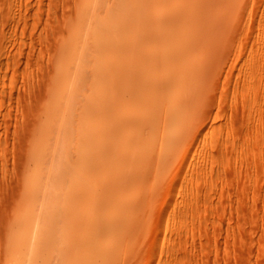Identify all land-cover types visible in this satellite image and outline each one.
Masks as SVG:
<instances>
[{
  "label": "rangeland",
  "instance_id": "obj_1",
  "mask_svg": "<svg viewBox=\"0 0 264 264\" xmlns=\"http://www.w3.org/2000/svg\"><path fill=\"white\" fill-rule=\"evenodd\" d=\"M31 263L264 264V0H0V264Z\"/></svg>",
  "mask_w": 264,
  "mask_h": 264
},
{
  "label": "bare ground",
  "instance_id": "obj_2",
  "mask_svg": "<svg viewBox=\"0 0 264 264\" xmlns=\"http://www.w3.org/2000/svg\"><path fill=\"white\" fill-rule=\"evenodd\" d=\"M205 2H206V1H205ZM121 11H122V10H121ZM141 12H142V11H141ZM109 14H110V13H109ZM102 39H103V38H102ZM98 40H99V39H98ZM100 41H101V40H100ZM99 43H100V42H99ZM99 43H98V44H99ZM96 48H97V47H96ZM98 48H99V47H98ZM98 50H99V49H98ZM170 59H171V58H170ZM187 61H188V60H187ZM124 65H125V64H124ZM131 65H132V64H131ZM119 66H120V65H119ZM122 67H124V66H121V69H122ZM127 67H128V66H127ZM146 69H147V68H146ZM95 70H96V68H95ZM118 70H119V69H118ZM96 71H97V70H96ZM125 71H126V70H125ZM137 71H138V70H137ZM162 71H163V70H162ZM123 72H124V71H123ZM133 72H135V71H133ZM171 73H172V72H171ZM124 74H125V73H124ZM177 74H178V73H177ZM177 74H176V75H177ZM156 77H157V76H156ZM118 79H120V78H118ZM126 79H127V78H126ZM138 79H139V78H138ZM143 79H144V78H143ZM175 79H176V78H175ZM114 80H115V79H114ZM129 80H130V79H129ZM151 80H152V79H151ZM165 80H166V79H165ZM112 81H113V80H112ZM131 81H132V80H131ZM141 81H142V80H141ZM153 81H154V80H152V82H153ZM142 82H143V81H142ZM155 82H156V81H155ZM110 83H111V81H110ZM163 83H164V82H163ZM166 83H167V82H166ZM179 83H180V80H179ZM115 84H116V83H114V85H115ZM133 84H134V83H133ZM135 84H136V83H135ZM142 84H143V83H142ZM168 85H169V84H168ZM112 86H113V85H112ZM112 86H111V87H112ZM152 86H153V84H152ZM169 86H170V85H169ZM109 87H110V86H109ZM116 87H117V85L115 86V88H116ZM142 87H143V86H142ZM156 87H157V85H156ZM120 88H121V90H122V86H120ZM120 88L118 87V90H120ZM124 88H125V86H124ZM133 88H134V87H133ZM157 88H158V87H157ZM157 88H156V89H157ZM162 88H163V87H162ZM125 89H126V88H125ZM113 90H114V89H113ZM113 90H112V88H111V92H112V93L109 92L110 97L105 96V97L108 98L109 100H106V98L104 97V100H105V101H110V100H111V102H112V99H117V102H120V100H119L118 98H120L121 100H124V99H122L123 97L121 98V96L124 94L123 91L120 90L122 93L120 92L121 94H120V93L118 94V93H117L118 90L115 89L116 93H115V91H114V93H115L116 96L113 97V96H114ZM127 90H128V89H127ZM158 90H159V89H158ZM147 91H149V90H147ZM154 91H155V90H154ZM162 91H163V89H162ZM124 92H125V91H124ZM129 92H130V90H129ZM157 92H158V91H157ZM160 92H161V91H160ZM160 92H159V95L162 93V92H161V93H160ZM126 93H128V91H127ZM179 93H180V92H179ZM117 94H118V98H117ZM149 94H150V93H149ZM154 94H155V92H154ZM119 95H121V96H119ZM130 95H131V94H130ZM136 95H138V94H136ZM136 95H135V96H136ZM151 95L153 96V94H151ZM178 95H179V94H178ZM135 96H134V97H135ZM143 96H144V94H143ZM147 96H148V95H147ZM156 96H157V95H156ZM137 97H138V96H137ZM141 97H142V96H141ZM149 98H150V97H149ZM153 98H154V97H153ZM127 99H128V98H127ZM155 99H156V98H155ZM104 100H101L102 102H100L102 105H103V103H104V102H103ZM138 100H139V99H138ZM145 100H146V99H145ZM152 100H153V99H152ZM152 100H151V101H152ZM156 101H157V100H156ZM163 101H164V100H163ZM114 102L117 103L116 101H114ZM135 102H136V101H135ZM135 102H134V103H135ZM147 102H148V101H147ZM157 102H158V101H157ZM157 102H156V103H157ZM115 103H114V104H115ZM141 103H143V101L140 102V104H141ZM104 104H107V106H108V102H106V103H104ZM111 104H113V102H112ZM121 104H123V103H121ZM135 104H136V103H135ZM137 104H138V102H137ZM140 104H139V105H140ZM149 104H150V103H149ZM163 104H164V103H163ZM54 105H55V104H54ZM127 105H128V104H127ZM141 105H142V104H141ZM156 105H158V104H156ZM110 106H111V108H113V107H114L115 109L117 108V107H115V106L112 107V105H110ZM110 106H109V109H111ZM144 106H145V105H144ZM102 107H103V106H102ZM105 107H106V105H105ZM125 107H126V106H125ZM140 107H142V106H140ZM140 107H139V108H140ZM134 108H136V107H134ZM149 108H150V107H149ZM100 109H101L100 114L103 115V113H101V112H102V111L106 112V109H103V108H100ZM115 109H114V110H115ZM132 109H133V108H132ZM156 109H157V108H156ZM142 110H143V109H142ZM165 110H166V109H165ZM98 111H99V110H98ZM110 111H111V115H113V114H114V115L117 114V112L115 113V111H114V113L112 114V112H113L112 109H111ZM117 111H118V110H117ZM135 111H136V110H135ZM139 111H140V110H139ZM139 111H136V112H139ZM145 111H146V110H145ZM129 112H130V111H129ZM148 112H150V111H148ZM107 113H108V112H107ZM121 113H122V112H121ZM121 113H120V114H121ZM130 113H131V112H130ZM130 113H129V114H130ZM132 113H134V111H133ZM142 113H143V111H142ZM144 113H145V112H144ZM118 114H119V113H118ZM118 114H117V115H118ZM138 114H139V113H138ZM109 115H110V114L108 113V116H109ZM126 115H127V114H126ZM136 115H137V113H136ZM141 115H142V114H141ZM146 115H147V114H146ZM98 116H99V115H98ZM106 116H107V114H106ZM132 116H133V115H132ZM114 117H115V116H114ZM118 117H119V115H118ZM121 117H122V115L120 116V118H121ZM102 118H103V117H102ZM108 118H109V117H108ZM108 118H107V120H109ZM126 118H127V117H126ZM141 118H142V117H141ZM141 118H140V119H141ZM143 118H144V117H143ZM150 118H151V117H150ZM111 119H113V116L111 117ZM111 119H110V120H111ZM115 119H116V117H115ZM115 119H114V120H115ZM123 119H124V118H123ZM129 119H130V118H128V120H129ZM134 119H135V118H134ZM140 119H139V121H137V122H140V121H141ZM148 119H149V118H148ZM110 120H109V122H110ZM114 120H113V121H114ZM126 120H127V119H126ZM131 120H132V119H131ZM131 120H130V122H131ZM136 120H137V119H136ZM118 121H119V120H118ZM118 121H117V122H118ZM144 121H145V120H144ZM146 121H147V120H146ZM130 122H128V123H129L128 125H131V124H132V123H130ZM106 123H107V121H106ZM121 123H122V121H121ZM135 123H136V121H135ZM150 123H151V122H150ZM102 124H104V123H102ZM107 124H108V123H107ZM111 124H112V123H111ZM118 124H119V123H118ZM148 124H149V123H148ZM100 125H101V124H100ZM100 125H99V126H100ZM113 125H114V123H113ZM113 125H112V126H113ZM119 125H120V124H119ZM121 125H122V124H121ZM126 125H127V122H126ZM126 125H125V126H126ZM136 125H137V124H136ZM104 126H105V125H104ZM104 126L102 125V127H104ZM107 126H108V125H107ZM110 126H111V125H110ZM123 126H124V124H123ZM123 126H122V127H123ZM140 126H141V125H140ZM130 127H132V126H130ZM145 127H146V126H145ZM127 128H128V127H127ZM132 128H133V129H132ZM132 128H131V133H132V135L129 134L130 136H133V134H134V133H133V130L136 131V129H135L134 127H132ZM80 129H81V128H80ZM100 129H101V128H100ZM100 129L98 128V130H100ZM109 129H110V128H109ZM113 129H114V128H113ZM117 129H119V127H117ZM123 129H124V128H123ZM82 130H83V129H82ZM102 130L106 131L104 128H102L101 131H102ZM149 130H150V129H149ZM79 131H80V130H79ZM112 131H113V130H112ZM123 131H124V130H122V132H123ZM145 131H146V130H145ZM124 132H125V133H126V132H129V130H128V131L125 130ZM106 133H107V132H106ZM106 133H105V134H106ZM110 133H111V130H110ZM125 133H124V134H125ZM145 133H146V132H145ZM81 134H82V132H81ZM100 134H101V133H100ZM105 134L102 133L101 135L104 136ZM117 134H118V133H117ZM124 134H121V135H124ZM138 134H139V133H138ZM138 134H137V136H139ZM79 135H80V134H79ZM106 135H107V134H106ZM119 135H120V134H119ZM125 135H127V134H125ZM103 136L101 137L102 140L104 139ZM127 136H128V135H127ZM144 136H145V135H144ZM148 136H149V135H148ZM104 137H105V136H104ZM122 137H123V136H122ZM124 137H125V136H124ZM133 137H134V136H133ZM135 137H136V136H135ZM139 137H141V136H139ZM139 137H138V138L136 137V139L139 140ZM119 138H120V137H119ZM127 138H128V137H127ZM130 138H131V137H130ZM122 139H123V138H122ZM125 139H126V138H125ZM132 139H133V138H132ZM99 140H100V138H99ZM109 141H110V140H109ZM80 142H81V141H80ZM102 142L105 143V139H104ZM102 142H100V143H102ZM129 142H130V141H129ZM140 142H141V139H140ZM108 143H109V142H108ZM127 143H128V142H127ZM136 143H138V142L136 141ZM130 144H132V143H130ZM147 144H148V143H147ZM102 145H103V144H102ZM127 145H128V144H127ZM141 145H143L142 142H141ZM134 146H135V145H134ZM134 146H133V147H134ZM109 147H110V145H109ZM102 148H103V147H102ZM116 148H117V147H116ZM138 148H139V147H138ZM109 149H111V148H109ZM131 149H132V148H131ZM140 149H141V148H140ZM141 150H142V149H141ZM115 152H116V151H115ZM117 152H118V151H117ZM111 153H112V152H111ZM116 154H117V153H116ZM136 154H137V153H136ZM101 155H102V154H101ZM131 155H132V154H131ZM137 155H138V154H137ZM140 155H141V154H139V156H140ZM113 157H114V156H113ZM117 158H118V157H117ZM138 158H139V157H138ZM137 160H138V159H137ZM139 160H140V159H139ZM112 162H113V161H112ZM107 163H108V162H107ZM103 168H104V167H103ZM124 168H125V167H124ZM113 170H114V169H113ZM79 182H80V181H79ZM115 182H116V181H115ZM74 185H75V184H74ZM77 185H78V184H77ZM112 192H113V190H112ZM116 192H118V191H116ZM114 194H115V193H114ZM104 195H107V193L104 194ZM110 195H111V194H110ZM118 196H119V195H118ZM109 200H110V199H109ZM119 201H120V200H119ZM92 202H93V201H92ZM115 203H116V202H115ZM119 203H120V202H119ZM66 205H67V204H66ZM136 207H137V206H136ZM29 209H30V208H29ZM120 209H121V208H120ZM29 217H30V216H29ZM118 226H119V225H118ZM88 235H89V234H88ZM92 243H93V242H92ZM99 246H100V245H99ZM29 254H30V253H29ZM31 264H32V263H31Z\"/></svg>",
  "mask_w": 264,
  "mask_h": 264
}]
</instances>
